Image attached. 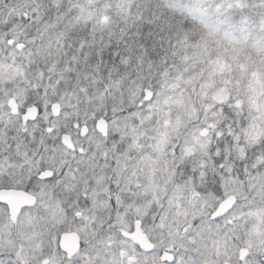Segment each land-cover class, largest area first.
<instances>
[{"label":"snow or ice","instance_id":"snow-or-ice-1","mask_svg":"<svg viewBox=\"0 0 264 264\" xmlns=\"http://www.w3.org/2000/svg\"><path fill=\"white\" fill-rule=\"evenodd\" d=\"M0 264H264V0H0Z\"/></svg>","mask_w":264,"mask_h":264}]
</instances>
